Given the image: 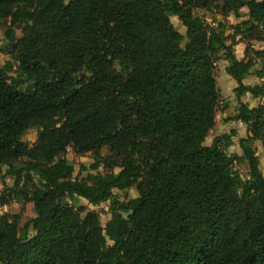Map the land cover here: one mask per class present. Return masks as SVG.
I'll return each instance as SVG.
<instances>
[{"label":"trees","instance_id":"1","mask_svg":"<svg viewBox=\"0 0 264 264\" xmlns=\"http://www.w3.org/2000/svg\"><path fill=\"white\" fill-rule=\"evenodd\" d=\"M244 7L229 34L196 12ZM1 24L18 67H0V182L14 178L0 207L22 199L36 215L22 226L0 214V264H264V49L250 46L264 41V0H0ZM221 59L248 127L242 155L227 152L235 129L205 144ZM257 63L261 83L245 84ZM32 124L34 143L23 139ZM70 147L92 153L95 172L75 176ZM80 198L111 202L106 225Z\"/></svg>","mask_w":264,"mask_h":264},{"label":"rangeland","instance_id":"2","mask_svg":"<svg viewBox=\"0 0 264 264\" xmlns=\"http://www.w3.org/2000/svg\"><path fill=\"white\" fill-rule=\"evenodd\" d=\"M196 12L205 18L207 21L211 23H218L219 21H222L226 24L228 30L227 34L231 33L233 31L232 26L241 22L245 18L248 17V8L244 7L242 9V17H237L233 14H231L228 17H225L222 12L216 11L215 9H196ZM172 21L177 27L178 30H180L182 33H186V27L180 22L177 16H172ZM7 29V25H0V67H3L7 62L12 61L14 62V69H17L18 62L13 58L12 53L10 52L11 47L8 45V40L5 37V31ZM17 36L20 37L21 31L16 30ZM238 39L240 37L238 36L236 38V42L233 44L235 46L238 43ZM231 42V41H230ZM253 43L250 44V46L253 48H260L264 45V42L254 40ZM234 48V47H233ZM254 48L255 50H257ZM246 52V49L244 53ZM224 59L218 61L217 68H216V76L218 80V85L221 89V103L218 107L217 113H216V123L214 128L210 131L205 144L206 145H212V143L216 140L217 137L223 135L224 133H230L232 129L237 130V135L233 137L234 144L227 148L228 154L232 153H239L243 154V150L240 146V139L242 137H247L248 135V127L247 125L237 119H234V117L237 116L239 111V105L240 100L237 97V94L235 92V87L233 83V79L228 78L225 76V68H224ZM15 75V74H14ZM247 95H244L241 97V101L247 102L250 106L251 105H257L260 101L259 98L250 97L249 101H244ZM253 98V99H252ZM231 119V120H230ZM38 131L39 128L36 124H32L28 130L26 131L25 135L23 136V139L25 141H29L31 143L36 142L38 137ZM254 146L257 150V155L260 159V169L264 174V146L263 142L261 140H256L254 142ZM104 153H107V150H104ZM67 159L71 165L75 168V176H78L79 178L87 177V175L90 172H95L93 169H91V165L94 162V157L92 153H87L84 155L76 154L73 149L70 147L67 152ZM235 169L242 175L244 179H247L249 177V165L246 160L243 162L235 163ZM103 171V169H101ZM6 183L0 182V193L4 191L6 186H13L14 184V178L8 177L5 181ZM116 195L121 199H128L136 197L137 190L135 187L130 188L128 191H119L115 190ZM80 204L84 205L87 209L90 210H96L100 214V220L102 225H106L107 221L111 217L110 212V201H105L99 206H94L85 198L79 199ZM0 214H9L14 215L18 214L21 216L20 224L23 226L27 221H29L31 218L35 217L36 213L34 210V206L31 202H26L22 199H13L8 205L1 206L0 207Z\"/></svg>","mask_w":264,"mask_h":264},{"label":"crops","instance_id":"3","mask_svg":"<svg viewBox=\"0 0 264 264\" xmlns=\"http://www.w3.org/2000/svg\"><path fill=\"white\" fill-rule=\"evenodd\" d=\"M257 41H259V40H257ZM261 42H264V41H261ZM251 43H253V42L251 41ZM233 47H234V53H235V55H236L238 60H243V59L246 58V56H245L246 52L244 53V51L246 49V43L245 42L239 41V39H238V43L235 46H233ZM253 48H256V47L253 46ZM256 49L257 50H262V49H264V45L262 47L256 48ZM221 60H223V59H221ZM223 62H224V65H225L224 66V68H225V76L228 77V78L233 79L232 76L226 71V68H227V66L230 65V62L228 60H226V59H224ZM259 66H260L259 63H257L250 70V72L247 75V77L243 80V82L245 84H247V85H255L257 83H261V79L256 74L257 70L259 69ZM233 83H234V87L236 88L238 86V82L235 79H233ZM246 95H247V96H245L246 98L243 99L244 101H249L250 97H253L250 93H247ZM259 101L260 102L257 105H259L262 102V99L259 98ZM257 105L256 104L255 105H251V107L257 106Z\"/></svg>","mask_w":264,"mask_h":264}]
</instances>
